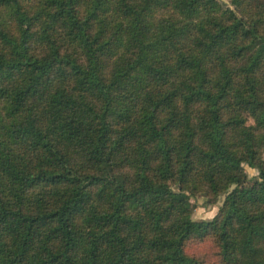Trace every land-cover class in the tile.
I'll list each match as a JSON object with an SVG mask.
<instances>
[{"label": "trees", "instance_id": "1", "mask_svg": "<svg viewBox=\"0 0 264 264\" xmlns=\"http://www.w3.org/2000/svg\"><path fill=\"white\" fill-rule=\"evenodd\" d=\"M205 239L264 264V0H0V264Z\"/></svg>", "mask_w": 264, "mask_h": 264}, {"label": "rangeland", "instance_id": "2", "mask_svg": "<svg viewBox=\"0 0 264 264\" xmlns=\"http://www.w3.org/2000/svg\"><path fill=\"white\" fill-rule=\"evenodd\" d=\"M245 170L249 177L256 175L257 171L253 168L245 166ZM223 196H220L215 203H208L207 196L205 194H196L189 198L192 205V218L198 219H209L213 217L221 203ZM188 252L199 257L204 264H221L217 253V248L214 242L210 239L202 241H194L187 246Z\"/></svg>", "mask_w": 264, "mask_h": 264}]
</instances>
